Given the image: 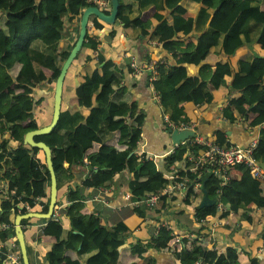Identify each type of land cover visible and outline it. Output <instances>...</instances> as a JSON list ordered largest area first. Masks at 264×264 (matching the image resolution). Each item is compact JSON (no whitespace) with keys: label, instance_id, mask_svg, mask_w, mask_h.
Here are the masks:
<instances>
[{"label":"trees","instance_id":"obj_1","mask_svg":"<svg viewBox=\"0 0 264 264\" xmlns=\"http://www.w3.org/2000/svg\"><path fill=\"white\" fill-rule=\"evenodd\" d=\"M181 1L119 0V13L121 11L129 17V21L124 23L125 28H132L140 36L144 35V24L135 23L136 20L144 11L154 10L153 16L158 24L150 39L162 43L165 49L171 51L174 62L169 63L166 59L164 63L158 61L157 76L151 80L163 113L174 123L189 122L183 113L178 115L177 107L185 102L200 105L205 101L210 87L218 88L225 83V77L230 76V88L242 93V102L234 103L233 106L227 104L223 108V116L230 123L237 116H243L249 119L248 126H261L253 156L264 167V56L253 54L237 60L235 65L229 60L219 61L214 66L203 64L199 76L193 78L189 77L186 67V64L199 65L211 51L233 55L242 45L251 43L259 44L264 50V0H191L205 4H202L195 16L185 17L173 11L171 21L168 22L161 11L175 9ZM127 4L130 8H127ZM88 6L97 4L92 0H0V131L4 130L9 135V139L0 142V185L15 190L8 199L3 198L0 192V221L8 223L7 228L0 230V264H10L7 259L10 251H18L20 254L13 216L28 212V208L18 206V197L26 196L30 201L39 203L42 212L47 211L49 194H38L31 185V174L38 168L47 186H50L45 157L41 161L32 157L33 154L30 155L32 158L25 170V157L43 151L25 145L23 137L27 131L45 125L36 124L32 120L36 103L33 99L34 89L40 83L54 87L60 68L74 44L70 40V25ZM223 8L219 18H212ZM103 11L108 13L109 9ZM90 22H93V27L102 28L101 21L95 15L89 16ZM193 29L198 33L195 42L178 39V34L186 37ZM98 43L94 35L87 33L85 42L65 75L66 78L74 63L79 60L83 47L96 51L95 55L88 53L85 57L84 74L74 89L76 98L89 110L88 113L61 107L53 130L34 136V140L43 141L51 148L57 192L66 183L60 178L65 162L69 165H84L92 186L107 184L115 167L123 165L135 174L128 182L130 200L135 202L140 200L137 193L140 188H143L142 194L145 197L164 188L169 180L162 177L155 160L145 159L144 154L136 153L143 114L134 117L136 109L130 93L124 86H119L123 66L107 58L98 49ZM126 67L131 70L129 63ZM147 74L151 76L150 72ZM130 118H133L131 122L128 121ZM90 130L95 131L99 146L96 151L86 154L94 145L86 136ZM9 140L14 141L15 145L9 144ZM188 150L189 146L184 143L175 147L165 157V170L183 162ZM57 154H62V157L57 159ZM190 165L189 161L182 164L178 173L185 176ZM233 168L240 172V176L229 177L225 184L210 171L202 172L199 178L189 183L184 201L190 204V198L197 197L198 202L193 208L195 222H202L217 214L218 197L226 206L223 217L230 212H249L252 206L264 205L262 190L249 174L248 168L243 164ZM196 182L200 185L198 188L193 187ZM82 187L80 184L66 187L68 205L64 211L69 219V228H64L59 220L48 219L44 234L52 236L56 231L59 234L55 236L56 241L46 258L49 262L60 260V264H119L118 247L129 236L128 228L116 232L113 227L98 226L88 234L90 239L100 235L92 249L85 252L79 248L85 239V235L78 231L83 224L81 209L85 195ZM205 195L216 198V202L201 203ZM142 207L133 206V210L144 216L147 210ZM243 217L247 218V214H243ZM26 223L27 219H23L22 227ZM192 233L195 236L181 237L182 246L179 250L173 249L175 234L168 227L160 226L147 242L136 240L132 243L130 251L133 256L143 260L141 264H155L151 257L145 255L148 248L173 249L181 264H194L196 261L201 264H239L238 251L233 246L218 253L203 244L202 234ZM10 238H14L11 248L6 245ZM68 251H75L78 258L69 257ZM27 253L29 263L35 264L30 247H27ZM129 264L138 263L134 260ZM250 264L258 262L252 258Z\"/></svg>","mask_w":264,"mask_h":264},{"label":"crops","instance_id":"obj_2","mask_svg":"<svg viewBox=\"0 0 264 264\" xmlns=\"http://www.w3.org/2000/svg\"><path fill=\"white\" fill-rule=\"evenodd\" d=\"M202 4L205 3L182 0L175 9H166L161 11V13L170 22L173 11L179 12L185 17L195 16ZM126 6L130 8L129 4ZM106 9H110V5L109 8L107 7L103 10ZM153 12L154 10L144 11L135 22L144 24L143 36H140L132 28H125L124 23L129 21V17L121 11L114 24H106L101 21L102 28L100 29L93 27V22L87 23V33L94 35L99 42L98 49L107 58H112L123 66V77L119 82V86H124L130 93L131 102L134 103V108L136 109L134 117L140 113L143 114L141 136L137 143L136 153L154 155V160L162 177L170 180L172 173L175 170L179 171V167L182 164H186L188 161L187 156L179 165H172L169 170H165V157L175 147L171 145L162 107L159 100L155 98L151 78L147 72L134 73L132 69L130 70L126 67V64L130 63L131 60H135L136 64L140 66L148 58L166 59L169 63L174 62L171 51L165 49L162 43L150 39L152 31L158 24ZM214 17L219 18L217 14L212 16V18ZM79 20L80 16L75 20L74 24L70 25L69 33L72 42H75L78 36ZM169 30L171 31V27ZM196 34L198 33L193 29L186 37L181 36V34L177 36L180 40L187 39L185 42L190 40L195 42ZM88 53L95 55L96 51L83 47L79 60L74 63L64 79L61 103L62 108H68L72 111L81 110L84 114H87L89 110L80 104L75 96L74 89L84 74L83 61ZM253 54L264 56V50L259 44L251 43L242 45L233 55H227L223 52L215 54L211 51L199 65L186 64L188 75L191 78L199 76V70L203 64L214 66L219 61L229 60L235 65L237 60ZM231 80L230 76L225 77L224 84L218 88L210 87L203 103L196 105L192 102H185L177 107V113L178 115L183 113L199 134L221 143L247 146L253 138L258 137L261 126H248L249 119L243 116L236 115L237 118L233 123L228 122L223 116V108L227 104L233 106L234 103L242 102V93L230 88ZM64 83H66L68 88L66 93L64 92ZM33 99L36 102L33 109V118H35L33 120L36 124H49L53 113V90L46 83H40L34 89ZM132 119L130 118L128 121L131 122ZM86 136L94 142L93 147L87 150L86 154H89L97 150L99 142L93 130L88 131ZM7 139H9L8 132L0 131V142ZM114 141L112 140L113 143H115ZM9 144L15 145V142L9 140ZM30 155L39 158L41 161L44 158V155L39 151L27 155L23 161L25 170L29 167V162L32 158ZM61 157L62 154H57V159ZM83 162H86V158L83 159ZM63 166L65 169L62 172L60 171V178L66 183L57 192V204L54 210L57 213L60 224L64 228H69V219L64 211V208L68 205L65 197L66 187L70 184L83 186V194L85 195L81 209L83 224L78 231L85 235V239L79 245V248H82L85 252H89L100 239V235L94 239L88 237L92 229L98 226H110L116 232H119L128 228L130 234L118 250L120 253L119 264H129L134 260L141 264L143 260L131 254L130 245L136 240L143 243L147 242L154 235L157 223L167 221L173 233L177 236H195L192 232H199L202 234L200 236H203V244L218 253L224 252L229 246H233L238 251L239 264H250L252 258L256 259L258 264H264V238H262L264 208L262 206H252L249 212L242 210L230 212L226 217H223L221 213H217L213 217H207L203 222H195L193 208L198 202L197 197H191V203L187 204L184 201L187 190L175 189L169 199H162L155 211H146L144 216H140L133 210L130 200L131 193L128 187V182L135 177V174L125 169L123 165L116 166L111 180L107 184L100 186H92L84 165H69L65 162ZM40 174L41 170L38 168L32 172L31 185L35 192L46 196L49 194V187ZM228 174L232 178L240 176V172L233 167L229 168ZM257 183L263 190L264 182L257 181ZM142 192H144L143 188H140L137 192L140 199L143 197ZM42 199L46 200L45 197ZM24 201L30 206L29 211L42 213L39 203L30 201V198L26 196ZM142 209L144 210L143 207ZM243 214H247V218H244ZM48 219L33 216L28 218L27 223L23 226L24 240L26 246L30 247L32 251L35 264H60L61 262L60 260L49 262L46 258L47 252L56 241L55 236L59 234V231H56L52 236L44 234V227ZM6 244L8 246L13 245V238H10ZM67 255L71 258H78L75 251H68ZM145 255L151 257L155 264H181L176 259L173 249L156 250L148 248Z\"/></svg>","mask_w":264,"mask_h":264},{"label":"built area","instance_id":"obj_3","mask_svg":"<svg viewBox=\"0 0 264 264\" xmlns=\"http://www.w3.org/2000/svg\"><path fill=\"white\" fill-rule=\"evenodd\" d=\"M97 4V7L101 10L109 8L110 0H92ZM158 61L164 63V59H149L142 65H137L135 60H131L129 65L134 73H140L142 71L151 73V80L157 76V65ZM155 94V98L158 100V96ZM165 123L168 129H194L195 127L190 122H172L167 115H165ZM258 138V137H257ZM257 138H253L247 146H239L232 143H220L218 141L212 140L202 134H195L193 137L187 139L186 143L189 146L187 152V160L191 162V165L186 169V175L181 176L177 170H175L170 176V180L161 190L148 194L142 197L140 200L131 202L133 206H143L147 211H155L158 204L163 200H167L171 197L172 191L187 190L189 183L193 182L200 177L202 172L210 171L214 176L220 179L222 184H225L229 179L228 170L229 168L237 165L243 164L248 168L249 174L257 181L264 182V167L254 158L253 150L256 147ZM177 147V146H174ZM174 150V148H173ZM171 150L170 152H172ZM145 159H155L152 154H144ZM194 177V179H193ZM199 183L196 182L193 187H199ZM0 192L3 198H9L15 190L7 189L6 185H0ZM262 195L264 197V188L262 190ZM18 206H25L28 208L29 205L24 201V197H18ZM143 204V205H141ZM217 213H224L226 211V206L224 203L217 198L216 202ZM264 208V205L262 206ZM52 217L58 220L57 213L54 210ZM204 221V220H203ZM202 221V222H203ZM160 226H166L172 230L170 224L167 221L157 223L154 230V234L157 233ZM8 227V223L0 221V230ZM173 232V231H172ZM189 238L192 236H188ZM14 239V238H13ZM7 245V244H6ZM8 246V245H7ZM13 245L8 246L11 248ZM181 237L175 235L173 241V249H180ZM7 259L10 264H23L21 261V255L18 251H10L7 254ZM194 264H201L200 261H196Z\"/></svg>","mask_w":264,"mask_h":264},{"label":"water","instance_id":"obj_4","mask_svg":"<svg viewBox=\"0 0 264 264\" xmlns=\"http://www.w3.org/2000/svg\"><path fill=\"white\" fill-rule=\"evenodd\" d=\"M120 3L119 0H110V9L109 12H105L98 8L97 6H88L86 7L81 15L79 20V31L78 36L67 55L66 59L64 60L58 76L54 83L53 89V113L51 122L45 126L40 128H35L29 130L25 133L23 137V143L28 145L31 148H38L41 149L44 153L46 166L49 172L50 177V186H49V201L47 206V211L38 213L28 211L24 214H17L13 217L14 222V231H15V239L18 241L20 254L22 258L23 264H30L28 259L27 253V246L24 240L23 234V227L21 225V221L23 219H28L30 217H42V218H51L54 213V207L57 204V178L55 174V169L52 160V151L51 148L43 141H35L34 136L49 133L53 128L56 126L61 109L62 103V89H63V82L67 72L68 67L70 66L71 62L75 58L77 52L81 49L83 43L85 42L86 34H87V23L90 15H95L98 20L105 22L106 24H114L117 19L119 13ZM169 138L171 141V145L179 146L180 144H185L187 139L193 137L198 131L195 129H168ZM216 202V198H208L205 195L201 203L203 204H213ZM122 245L118 247V250L121 248Z\"/></svg>","mask_w":264,"mask_h":264},{"label":"rangeland","instance_id":"obj_5","mask_svg":"<svg viewBox=\"0 0 264 264\" xmlns=\"http://www.w3.org/2000/svg\"><path fill=\"white\" fill-rule=\"evenodd\" d=\"M224 11V8L223 9H219V11H218V13H217V15H218V17H220V15H221V13ZM215 19H217V17H214ZM50 88L53 90L54 89V87L53 86H50ZM67 85H66V83H64V92L66 93V91H67ZM38 113V112H37ZM36 113V114H37ZM37 116L39 117V115L37 114ZM32 118H33V116H32ZM35 119V118H34ZM33 120V119H32ZM40 152V151H39ZM41 154H43L42 152H40Z\"/></svg>","mask_w":264,"mask_h":264}]
</instances>
